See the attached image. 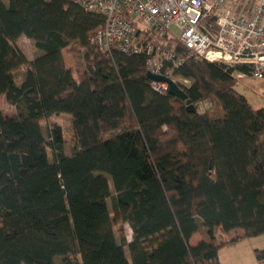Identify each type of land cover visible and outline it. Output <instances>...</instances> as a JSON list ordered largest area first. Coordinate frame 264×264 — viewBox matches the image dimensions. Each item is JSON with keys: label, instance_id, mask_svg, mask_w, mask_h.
<instances>
[{"label": "trees", "instance_id": "16d2710c", "mask_svg": "<svg viewBox=\"0 0 264 264\" xmlns=\"http://www.w3.org/2000/svg\"><path fill=\"white\" fill-rule=\"evenodd\" d=\"M104 23L71 0H0V264H221L223 245L264 233V106L236 87L249 67L153 36L183 59L188 111L152 88L145 54L91 42ZM60 113L72 154L60 124L42 128Z\"/></svg>", "mask_w": 264, "mask_h": 264}, {"label": "built area", "instance_id": "2783aa9c", "mask_svg": "<svg viewBox=\"0 0 264 264\" xmlns=\"http://www.w3.org/2000/svg\"><path fill=\"white\" fill-rule=\"evenodd\" d=\"M71 1L105 15L103 28L91 37L94 45L109 52L145 54L146 69L154 74L177 81L174 69L183 59L153 38L168 34L192 54L249 67L248 72L235 73L239 78H264V0L240 14L230 0ZM151 86L161 93L169 88L168 82L158 80H151Z\"/></svg>", "mask_w": 264, "mask_h": 264}, {"label": "rangeland", "instance_id": "374dc122", "mask_svg": "<svg viewBox=\"0 0 264 264\" xmlns=\"http://www.w3.org/2000/svg\"><path fill=\"white\" fill-rule=\"evenodd\" d=\"M230 4L234 7L237 14L246 13L250 8L254 7L257 0H230ZM173 29H177L173 26ZM179 32V30H176ZM18 45L24 50V52L32 59L38 55L40 52L34 46V41L32 38L22 34L17 40ZM64 58L68 66L77 67L81 62L79 54L76 51L70 50L68 48L64 49ZM237 74V73H236ZM177 77V76H176ZM184 83H188L184 79L177 77ZM237 89L247 96L248 100L254 107L264 106V78L257 79L251 76L237 77ZM21 82L20 78L18 79ZM1 106L5 113L15 114L16 108L13 104L7 102L4 95L1 96ZM42 128L45 133L51 128L54 123H58L62 126L65 136V151L67 154L73 153V119L68 113L52 114L47 118H43ZM204 228L201 227L200 230L194 234L192 241L196 242L198 237L204 232ZM240 231V229L238 230ZM233 233V232H232ZM229 233V234H232ZM124 234L128 240L132 238V229L128 223L124 224ZM228 234V235H229ZM227 234L220 235L218 238L228 237ZM232 235H235L233 233ZM231 235V237H232ZM120 236V235H119ZM230 237V236H229ZM256 247H264V233L257 236L242 237L230 243L223 245L219 251V259L222 264H264V262H259L255 258L254 249ZM127 250V249H126Z\"/></svg>", "mask_w": 264, "mask_h": 264}, {"label": "water", "instance_id": "95a60500", "mask_svg": "<svg viewBox=\"0 0 264 264\" xmlns=\"http://www.w3.org/2000/svg\"><path fill=\"white\" fill-rule=\"evenodd\" d=\"M147 76L151 79V80H158V81H166L169 84V88H168V92L170 94H173L183 100L186 101V106H187V110L188 111H196V107L195 105L192 103L191 99L188 98L187 93L185 92V90L178 84L177 81L168 78L166 76L163 75H159V74H154L150 71H147Z\"/></svg>", "mask_w": 264, "mask_h": 264}, {"label": "crops", "instance_id": "0c3cea01", "mask_svg": "<svg viewBox=\"0 0 264 264\" xmlns=\"http://www.w3.org/2000/svg\"><path fill=\"white\" fill-rule=\"evenodd\" d=\"M68 65V64H67ZM197 233V232H196ZM194 236V235H193ZM200 237H198L197 239H196V241L199 239ZM256 258V257H255ZM221 264H222V262H221Z\"/></svg>", "mask_w": 264, "mask_h": 264}]
</instances>
